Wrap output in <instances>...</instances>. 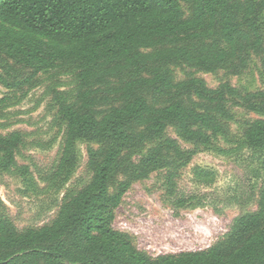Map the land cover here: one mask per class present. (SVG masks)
<instances>
[{"label": "trees", "instance_id": "obj_1", "mask_svg": "<svg viewBox=\"0 0 264 264\" xmlns=\"http://www.w3.org/2000/svg\"><path fill=\"white\" fill-rule=\"evenodd\" d=\"M252 57L264 74V0H0L1 86L27 92L41 73L77 72L76 100L54 97L67 126L59 173L76 167L80 142L98 145L87 150L90 183L51 224L19 231L0 217V264H264V193L203 251L153 258L114 228L134 184L197 155L170 129L209 147L230 137L231 105L264 116V90L211 88L194 72L178 81L173 68L238 76ZM244 139L264 150V119L248 124ZM22 144V133H0L3 169L17 165Z\"/></svg>", "mask_w": 264, "mask_h": 264}, {"label": "rangeland", "instance_id": "obj_2", "mask_svg": "<svg viewBox=\"0 0 264 264\" xmlns=\"http://www.w3.org/2000/svg\"><path fill=\"white\" fill-rule=\"evenodd\" d=\"M183 7L189 15L188 7ZM173 69L178 81L194 72L211 88L230 82L244 93L264 90V74L255 57L238 76L228 70ZM38 79L39 85L27 92L0 85V101L6 99L0 106V133L18 131L23 136L17 165L10 170L0 166V217L10 219L19 231L51 224L63 203L90 183L87 150L98 147L80 142L76 167L59 173L67 126L54 97L62 93L64 102L76 100L77 72L67 67L41 73ZM231 108L235 119L230 137L218 136L212 146L188 143L176 128L170 129L169 136L184 149L197 152L192 163L179 171L155 173L134 184L124 197L114 228L128 234L138 250L156 258L210 249L226 238L236 219L258 209L264 193V150L250 149L244 134L248 124L264 116Z\"/></svg>", "mask_w": 264, "mask_h": 264}]
</instances>
